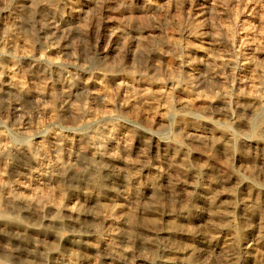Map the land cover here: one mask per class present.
<instances>
[{"label":"rangeland","instance_id":"rangeland-1","mask_svg":"<svg viewBox=\"0 0 264 264\" xmlns=\"http://www.w3.org/2000/svg\"><path fill=\"white\" fill-rule=\"evenodd\" d=\"M0 168V264H264V0H0Z\"/></svg>","mask_w":264,"mask_h":264},{"label":"bare ground","instance_id":"bare-ground-1","mask_svg":"<svg viewBox=\"0 0 264 264\" xmlns=\"http://www.w3.org/2000/svg\"><path fill=\"white\" fill-rule=\"evenodd\" d=\"M26 1V0H25ZM36 2V1H35ZM162 7V6H161ZM7 21V20H6ZM18 21V20H17ZM14 22V21H13ZM9 23V22H8ZM18 23V22H17ZM20 23V22H19ZM6 24V23H5ZM10 24V23H9ZM4 25V24H3ZM18 25V24H17ZM5 26V25H4ZM11 26V25H10ZM18 28V27H17ZM6 29V28H5ZM14 29H11L10 28V33H12V31H13ZM16 30V29H15ZM14 32V31H13ZM20 34V33H19ZM6 36V35H5ZM13 37V36H12ZM19 38V37H18ZM7 40V39H6ZM25 41V40H24ZM14 42V41H13ZM12 42V43H13ZM21 43V42H20ZM25 44V43H24ZM27 44V43H26ZM177 45V44H176ZM25 46V45H24ZM20 47H22V46H20ZM26 47V46H25ZM148 48V47H147ZM187 63V62H186ZM206 63V62H205ZM221 64V63H220ZM223 65V64H222ZM185 67V66H184ZM215 68V67H214ZM222 68V67H221ZM191 70V69H190ZM222 70V69H221ZM130 73H132V72H130ZM129 75V74H128ZM189 76V75H188ZM208 76V75H207ZM203 77V76H202ZM130 78V77H129ZM186 80H188V79H186ZM196 80V79H195ZM132 81V80H131ZM204 82H205V80H204ZM214 82V81H213ZM14 83H17V84H19L20 83V80H16L15 79V82ZM11 84V83H10ZM119 84H120V82H119ZM132 84V83H131ZM213 84V83H212ZM126 85V84H125ZM256 85V84H255ZM242 86V85H241ZM15 87V86H14ZM120 87H121V85H120ZM12 88V87H11ZM26 88V87H25ZM38 88V87H37ZM123 88V87H122ZM121 88V89H122ZM243 88V87H242ZM256 88V87H255ZM16 89V88H15ZM21 89V88H20ZM47 89V88H46ZM127 89V88H126ZM18 90V89H17ZM22 90V89H21ZM242 90V89H241ZM256 91V90H255ZM22 92V91H21ZM43 92V91H42ZM251 92V91H250ZM13 93V92H12ZM26 93V92H25ZM51 93H52V91H51ZM14 94H16V93H14ZM27 95V94H26ZM158 95H159V93H158ZM165 95V94H164ZM163 95V96H164ZM17 96V95H16ZM36 96V95H35ZM161 97V96H160ZM150 98V97H149ZM167 99V98H166ZM141 101V100H140ZM127 101H125V103H126ZM132 103V102H131ZM168 103V102H167ZM133 104V103H132ZM140 104V103H139ZM258 104V103H257ZM168 106H170V105H168ZM128 107V106H127ZM129 107H131V106H129ZM132 107H133V105H132ZM131 107V108H132ZM136 107V106H135ZM140 108V107H139ZM256 108V107H255ZM257 108H258V106H257ZM130 109V108H129ZM131 110V109H130ZM152 120V119H151ZM153 122V121H152ZM160 122V121H159ZM154 123V122H153ZM204 125V124H203ZM106 129V128H105ZM116 131V130H115ZM194 131V130H193ZM116 133V132H115ZM116 134H118V133H116ZM189 134V133H188ZM191 134V133H190ZM204 134V133H203ZM206 134V133H205ZM222 134V133H221ZM107 135H108V133H107ZM115 135V134H114ZM113 135V136H114ZM123 135V134H122ZM218 135H219V133H218ZM226 135V134H225ZM112 136V135H111ZM195 136H197V134L195 135ZM194 136V137H195ZM211 136V135H210ZM217 136V135H216ZM227 136V135H226ZM110 137V136H109ZM129 137V136H128ZM189 137V136H188ZM194 137H192V138H194ZM208 137V136H207ZM212 137V136H211ZM224 137V136H223ZM111 138V137H110ZM119 138V137H118ZM185 138H187V136L185 137ZM191 138V137H190ZM189 138V139H190ZM202 139V138H201ZM213 139V138H212ZM212 139H209V140H212ZM123 140V139H122ZM126 140V139H125ZM130 142H131V140L130 139H128ZM195 140V139H194ZM223 140V139H222ZM221 141V140H220ZM111 142V141H110ZM115 142H117V141H115ZM195 142V141H194ZM225 142H227V141H225ZM209 143V142H208ZM205 144V143H204ZM255 144V143H254ZM256 144H257V142H256ZM255 144V145H256ZM207 145V144H206ZM209 145V144H208ZM223 145V144H222ZM261 145V144H260ZM25 147V146H24ZM212 147V146H211ZM251 148V147H250ZM263 148V147H262ZM204 149H205V147H204ZM209 149V148H208ZM212 149V148H211ZM17 151V150H16ZM97 151V150H96ZM263 151V150H262ZM212 152V151H211ZM260 152V151H259ZM19 153L20 154H22V156L24 155H28L29 154V151H27V150H21V151H19ZM107 153H110V152H108V150H107ZM4 154V153H3ZM30 154H31V152H30ZM111 154V153H110ZM209 154H210V152H209ZM212 154V153H211ZM261 154H263L262 152H261ZM105 155V154H104ZM107 155V154H106ZM115 155V154H114ZM2 156V155H1ZM14 156H16V155H14ZM81 156H82V154H81ZM107 158V157H106ZM110 158V157H109ZM211 158V157H210ZM3 159V158H2ZM20 159V158H19ZM216 158H214V160H215ZM6 160V159H5ZM22 160V159H21ZM20 160V161H21ZM23 161V160H22ZM35 161V160H34ZM125 161V160H124ZM4 162V161H3ZM38 162V161H37ZM56 163V162H55ZM58 163V162H57ZM129 163V162H128ZM127 163V164H128ZM2 164V163H1ZM61 164V163H60ZM58 165V166H56L57 168H58V170L59 171H57V172H59V175H64L65 174V171H66V169H65V167L64 166H66V165ZM126 164V165H127ZM172 164V163H171ZM4 165H8V163L7 162H5L4 163ZM52 165V164H51ZM132 166V165H131ZM171 166V165H170ZM37 167V166H36ZM47 167V166H46ZM128 167V166H127ZM12 166H11V170H12ZM48 168V167H47ZM54 168V167H53ZM0 169H2V168H0ZM4 169V168H3ZM68 169V168H67ZM174 169V168H173ZM51 170V169H50ZM117 170V169H116ZM33 172H35V171H33ZM37 173H38V170H37ZM36 173V174H37ZM33 174V173H32ZM69 174V173H68ZM51 175V174H50ZM2 176V175H1ZM35 176V175H34ZM40 176V175H39ZM38 176V177H39ZM66 176V175H65ZM29 177V176H28ZM31 177V176H30ZM59 177V176H58ZM132 177V176H131ZM33 178V177H32ZM41 178V177H40ZM130 178V177H129ZM45 179H46V177H45ZM96 180V179H95ZM130 180V179H129ZM35 181V180H34ZM65 181V180H64ZM3 182V181H2ZM1 182V183H2ZM28 182V181H27ZM31 182V181H30ZM19 183H21V182H19ZM24 183V182H23ZM60 183V182H59ZM25 184V183H24ZM33 184V183H32ZM132 184H133V182H132ZM135 184V183H134ZM133 184V185H134ZM168 184V183H167ZM171 184V183H170ZM15 185V184H14ZM26 185V184H25ZM35 185V184H34ZM36 185H38V184H36ZM161 185V184H160ZM30 186V185H29ZM39 186V185H38ZM50 186V185H49ZM52 188H51V192H58V194L59 193H61V187L57 184V181L56 182H54L52 185ZM92 186L93 187H100V184L98 183V182H94V183H92ZM149 186H151V185H149ZM148 186V187H149ZM7 187V186H6ZM152 187H154V186H152ZM157 187H159V185L157 186ZM169 187V186H168ZM172 187V186H171ZM0 188H1V186H0ZM8 188V187H7ZM6 188V189H7ZM10 188V187H9ZM38 187H36V189H37ZM5 189V190H6ZM17 189V188H16ZM169 189H170V187H169ZM176 189V188H175ZM18 190V189H17ZM27 190V189H26ZM35 190V189H34ZM33 190V191H34ZM137 190V189H136ZM139 190V189H138ZM148 190H149V188H148ZM164 190V189H163ZM172 190V189H171ZM140 191V190H139ZM170 191V190H169ZM40 192V191H39ZM65 192V191H64ZM80 192V191H79ZM82 192V191H81ZM168 192V191H167ZM0 193H2L1 191H0ZM7 196H6V199H7V197L9 196V198H12V199H18L19 197H18V194H16V192H15V194H13L12 192H11V190L10 189H7ZM29 193V192H28ZM83 193V192H82ZM90 193H92V192H90ZM153 193V192H152ZM162 193V192H161ZM164 193V192H163ZM33 194V193H32ZM93 194H95V193H93ZM151 194V193H150ZM159 194V193H158ZM3 195V194H2ZM38 195V194H37ZM53 195V194H52ZM51 195V196H52ZM80 195V194H79ZM175 195V194H174ZM4 196V195H3ZM3 196H0V203H1V201L5 198V197H3ZM27 196V195H26ZM40 196H44V195H40ZM47 197H49L48 195H46ZM138 196V195H137ZM170 196V195H169ZM21 197V196H20ZM78 197V196H77ZM76 197V198H77ZM159 197V199H160V196H157L156 195V193H155V198L157 199ZM88 198V197H87ZM154 198V199H155ZM51 199V198H50ZM139 199V198H138ZM154 199H152V200H154ZM9 200H11V199H9ZM28 200H30V198L28 199ZM40 200V199H39ZM39 200H38V202H39ZM77 200V199H76ZM83 200V199H82ZM88 200V199H87ZM92 200H93V198H92ZM159 201V200H158ZM13 202V201H12ZM11 202V203H12ZM114 202V201H113ZM116 202V201H115ZM133 202V201H132ZM30 203V202H29ZM28 203V204H29ZM32 203V202H31ZM77 203V202H76ZM105 203V202H104ZM118 203V202H117ZM121 203V202H120ZM119 203V204H120ZM152 203V202H151ZM150 203V204H151ZM154 203V202H153ZM22 204H25L24 202L22 203ZM41 204V203H40ZM80 204V203H79ZM87 204V203H86ZM92 204V203H91ZM114 204V203H113ZM122 204V203H121ZM155 204H156V202H155ZM209 204H210V202H209ZM14 205V204H13ZM82 205V204H81ZM83 205H84V202H83ZM93 205V204H92ZM112 205V204H111ZM124 205V204H123ZM130 205V204H129ZM135 205H137V203L135 204ZM141 205V204H140ZM146 206H147V204H145ZM1 206H2V204H1ZM93 206H95V205H93ZM115 206V205H114ZM133 206V205H132ZM149 206V205H148ZM152 206H153V204H152ZM155 206V205H154ZM232 206V205H231ZM3 207V206H2ZM75 207V206H74ZM76 207H78V205H76ZM101 207V206H100ZM118 207V206H117ZM143 207V206H142ZM73 208V207H72ZM113 208V207H112ZM125 208V207H124ZM134 208H135V206H134ZM148 208V207H147ZM150 209H153V208H151V206L149 207ZM234 208V207H233ZM258 208V207H257ZM78 209V208H77ZM79 209H82V208H80L79 207ZM149 209V210H150ZM2 210V209H1ZM33 210V209H32ZM57 210V209H56ZM104 210V209H103ZM155 210V209H154ZM159 210V209H158ZM215 210V209H214ZM3 211V210H2ZM40 211V210H39ZM104 211H106V210H104ZM117 211V210H116ZM122 211V210H121ZM146 211V210H145ZM14 212V211H13ZM35 212V211H34ZM78 212V211H77ZM81 212L83 213V211L81 210ZM102 212V211H101ZM220 212H222V211H220ZM35 213H37V211L35 212ZM76 213V212H75ZM109 213H111L112 214V211H109ZM119 213H120V211H119ZM152 213V212H151ZM229 213V212H228ZM106 214V213H105ZM125 214V213H124ZM221 214V213H220ZM219 214V215H220ZM226 214V213H225ZM256 214V213H255ZM36 215H38V214H36ZM75 215V214H74ZM76 215H78V214H76ZM212 215V214H211ZM216 215V214H215ZM229 215V214H228ZM82 216H83V214H82ZM111 216V215H110ZM217 216V215H216ZM258 216H260L259 214H258ZM76 217V216H75ZM112 217V216H111ZM256 217V216H255ZM6 215H5V212H2V213H0V229L1 230H5V229H11V231L14 233V234H16V235H18V236H25V234H26V230H25V228H23V227H21V225H20V223L17 221V220H13V221H9L10 220V218L8 219V220H6ZM121 218V217H120ZM123 218H124V215H123ZM122 218V219H123ZM211 218V217H210ZM38 219V218H37ZM52 219V218H51ZM59 218H57L56 220H58ZM154 219V218H153ZM153 219H151V218H143V217H138L134 212H128L127 214H126V216H125V222H126V224H127V227H128V230L130 231V233L131 234H135L139 229H142V228H154L156 225H155V221L153 220ZM47 220V219H46ZM76 220V219H75ZM108 220V219H107ZM121 220V219H120ZM186 220V219H185ZM77 221V220H76ZM215 221V220H214ZM55 222V221H54ZM167 222V221H166ZM250 222V221H249ZM73 223H74V221H73ZM123 223V222H122ZM244 223H246V222H244ZM247 223H248V221H247ZM49 224V223H48ZM55 224V223H54ZM250 224V223H249ZM253 224H254V222H253ZM259 224V223H258ZM57 225V224H56ZM184 225V224H183ZM61 226V225H60ZM247 226H250V225H247ZM260 226V225H259ZM35 227V226H34ZM158 228L160 227V226H157ZM170 229L174 232V233H180L181 232V227L178 225V224H176V223H171L170 224ZM188 227V226H187ZM218 227V226H217ZM252 227V226H251ZM186 228V227H185ZM160 229V228H159ZM165 229V228H164ZM163 229V231H166V230H164ZM166 229H168V228H166ZM216 229H218L219 230V228H216ZM223 229V228H222ZM225 229H227V228H225ZM251 229V228H250ZM257 229V228H256ZM126 230V229H125ZM189 230V229H188ZM93 231V230H92ZM150 231V230H149ZM160 231H162V230H160ZM159 231V232H160ZM170 231V230H169ZM183 231V230H182ZM11 232V233H12ZM47 232V231H46ZM125 232V231H124ZM4 233V232H3ZM7 233V232H6ZM48 233V232H47ZM171 233V232H170ZM188 233H189V231H188ZM261 233V232H260ZM263 233V232H262ZM129 234V233H128ZM143 234V233H142ZM157 234V233H156ZM160 234V233H159ZM162 234V233H161ZM183 234V233H182ZM144 235V234H143ZM236 235V234H235ZM261 235V234H260ZM263 235V234H262ZM78 236V235H77ZM210 236H212V235H210ZM132 237V236H131ZM34 238V237H33ZM84 237L83 236H81V235H79L78 236V240L79 239H83ZM36 239V238H35ZM38 239V238H37ZM45 239V238H44ZM133 239V238H132ZM146 240V239H145ZM148 240V239H147ZM247 240H249V239H247ZM23 241V240H22ZM31 241V240H30ZM71 241V240H70ZM75 241V240H74ZM85 241V240H84ZM133 241V240H132ZM148 241H151V240H148ZM79 242H81V241H79ZM83 242V241H82ZM87 242V241H86ZM142 242V241H141ZM151 242H153V241H151ZM249 242V241H248ZM39 243V242H38ZM41 244V243H40ZM93 244V243H92ZM106 244V243H105ZM154 244V243H153ZM236 244H237V242H236ZM244 244V243H243ZM46 246L44 247L43 246V249H45L46 251H52V252H54L55 251V246L54 245H50V244H45ZM91 245V244H90ZM245 245V244H244ZM93 246V245H92ZM95 246V245H94ZM106 246V245H105ZM114 246V245H113ZM70 247V246H69ZM73 247H76V249H81V246H79V245H73ZM72 247V248H73ZM96 247V246H95ZM103 247H104V245H103ZM37 248V247H36ZM42 248V247H41ZM171 248V247H170ZM240 248H242V247H240ZM245 248V247H244ZM71 249V248H70ZM75 249V248H74ZM89 249H91V248H89ZM97 251H99L100 250V247H98V248H95ZM183 249V248H182ZM73 250V249H72ZM172 250H175V249H172ZM188 250V249H187ZM110 251H112V250H110ZM180 251V250H179ZM183 251V250H182ZM103 252V251H102ZM188 252V251H187ZM83 253H84V251H83ZM121 253V252H120ZM178 253V252H177ZM186 253V252H185ZM192 253V252H191ZM79 254V253H78ZM87 254V253H86ZM85 254V255H86ZM124 256V255H123ZM126 256V255H125ZM78 257H80V256H78ZM81 258V257H80ZM84 259V258H83ZM91 260V259H90ZM115 260V259H114ZM116 261V260H115ZM91 262V261H90ZM181 262V261H180ZM88 263V262H87ZM91 264V263H90ZM112 264V263H111ZM181 264V263H180Z\"/></svg>","mask_w":264,"mask_h":264}]
</instances>
